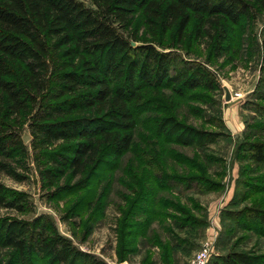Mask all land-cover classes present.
I'll return each mask as SVG.
<instances>
[{
  "label": "rangeland",
  "instance_id": "rangeland-1",
  "mask_svg": "<svg viewBox=\"0 0 264 264\" xmlns=\"http://www.w3.org/2000/svg\"><path fill=\"white\" fill-rule=\"evenodd\" d=\"M228 29L226 54L213 56L208 37L166 48L209 71L216 89L161 88L141 106L130 150L84 181L43 187L30 132L21 131L28 154L9 160L17 177L0 172V184L29 201L23 212L0 206V264H57L4 240L41 227L66 240L74 264H189L204 244L207 264L232 251L264 260V166L245 152L264 142V7Z\"/></svg>",
  "mask_w": 264,
  "mask_h": 264
},
{
  "label": "trees",
  "instance_id": "trees-1",
  "mask_svg": "<svg viewBox=\"0 0 264 264\" xmlns=\"http://www.w3.org/2000/svg\"><path fill=\"white\" fill-rule=\"evenodd\" d=\"M91 2L0 0V172L17 177L9 160L28 154L25 127L43 187L65 176L84 181L117 161L130 150L151 95L216 89L209 71L166 48L208 37L213 56L226 54L228 28L264 7V0ZM245 152L250 164L264 166V142L247 144ZM28 201L0 184L1 207L23 212ZM32 232L9 231L4 240L21 256L48 253L57 264H74L65 239L46 227ZM213 260L264 264L236 251Z\"/></svg>",
  "mask_w": 264,
  "mask_h": 264
},
{
  "label": "built area",
  "instance_id": "built-area-1",
  "mask_svg": "<svg viewBox=\"0 0 264 264\" xmlns=\"http://www.w3.org/2000/svg\"><path fill=\"white\" fill-rule=\"evenodd\" d=\"M210 254V247L204 244L196 251L189 264H207Z\"/></svg>",
  "mask_w": 264,
  "mask_h": 264
},
{
  "label": "water",
  "instance_id": "water-1",
  "mask_svg": "<svg viewBox=\"0 0 264 264\" xmlns=\"http://www.w3.org/2000/svg\"><path fill=\"white\" fill-rule=\"evenodd\" d=\"M132 45H134L133 42H131ZM230 99V92L228 89H225V100L228 101Z\"/></svg>",
  "mask_w": 264,
  "mask_h": 264
}]
</instances>
